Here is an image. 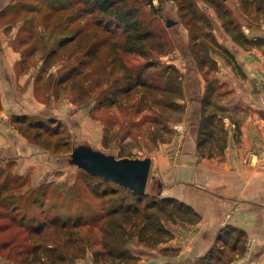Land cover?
<instances>
[{
	"label": "rangeland",
	"instance_id": "rangeland-1",
	"mask_svg": "<svg viewBox=\"0 0 264 264\" xmlns=\"http://www.w3.org/2000/svg\"><path fill=\"white\" fill-rule=\"evenodd\" d=\"M49 1L0 0V14H2L0 16V68L8 64L15 65V59L19 58L15 65L17 76L23 73L29 74L33 86L35 77L39 75L42 78L41 89L37 95L34 92V95L37 101L43 104L40 106L41 109L31 110L29 113L34 116L40 115L42 119H47L54 113V116L58 118L59 125L53 138H61L63 144L69 140L71 151L67 152L65 148H62L56 152L53 149L42 148L32 140L30 131L25 130L27 134H24L16 129L19 136L23 138L22 140H27L38 146V156L50 167L47 168L40 180H33L31 175H23L16 171L17 162L15 160L0 156V264H41L38 261L29 262L31 256L36 253L35 246L40 241L58 244V249L53 254L63 252L68 255L71 264H106L104 259L97 261L95 258L94 252L99 248L98 245L87 247L83 255L74 257L77 252L75 248L69 246V249H65L60 245V240L65 236L57 234L48 223H46L47 226L39 228L45 223L30 222L34 214L38 219H43L40 209L32 203L35 194L33 191L42 189L45 184L48 188L47 202L49 203L58 204L66 199L75 200V198H79L81 203L92 202L87 189L84 188L85 183L82 179L85 174L92 175L87 168L88 163L131 158L151 162L146 189L151 194L172 197L194 207L193 202L198 203L201 196H205L203 190L219 193L221 188L213 187L210 185L211 183L206 184L207 181L203 182L205 172L201 167V158L206 157H202L197 150L200 121L198 101L200 97L198 96L200 90H204L206 81L198 71V64L191 55L193 44L191 31L180 13L179 1L137 0L136 6L140 8L148 27L156 33L158 32V35L161 34L162 39L168 43L167 53L160 56L161 63L173 64L183 73L186 97L177 100L185 104L186 109L184 112L174 113L177 118L181 117L182 119L177 122L164 121L163 125L167 126L165 128L161 127L162 124L158 126L154 123L158 119L146 109L147 105L143 102L145 99L141 92H137L138 88L133 91L131 96L123 95V93L118 94L117 104L110 105L113 95L117 91L123 90L127 85L123 78V70L121 71L118 67L115 70L105 69L96 58H91L89 65L83 67V70L88 72L87 75L75 77L77 80H85L82 90L79 86L73 88L71 83L66 87L56 84L58 77L69 70L71 63L63 60L55 63V60H50L46 66L51 65V67L49 66L50 68L42 73L40 68L45 65L43 56L50 49L54 39L78 34V25L90 17V14L85 11L91 9L86 4H81L80 0H66L69 5L75 4L76 9L68 19L70 25L65 26L63 14L49 13L47 10L46 2ZM60 1L56 0V3H60ZM193 1L199 11L213 19L214 34L219 42L226 44L228 35L222 27V21L218 18L216 6H211L206 0ZM217 1H223L230 9L233 7L236 14L244 15L239 0ZM150 2L157 9H152ZM257 4L261 6V10L258 12L257 5L256 7L252 6L250 14L245 15L246 18L249 16L247 19L251 20L250 16L254 12H257L262 20L264 19V0H257ZM78 18L81 20L78 21ZM27 19H32V21L27 24ZM168 19H172L175 22L174 25L167 26ZM57 26L59 28H56ZM248 27L244 25V30H247ZM27 29L33 31L35 35L37 34V37H41L42 49L32 58L33 60L28 61L33 65L26 69L22 64L21 50H25L34 40V37H31L23 45L20 44L22 37L26 36L24 31ZM51 30H54V36L45 46ZM126 59L130 67L145 62L144 57L139 55H130ZM2 71L7 74L5 78L10 82L8 68L4 67ZM50 78L52 80L51 87L48 85ZM219 88L220 93L222 88ZM223 90H228V86L223 87ZM19 91L21 90L19 89ZM19 95L21 99L15 102L19 101L21 104V92ZM154 95L156 98L159 96L157 93ZM216 100L220 101V105L226 109L224 124L229 134L226 123L228 121V126H231L230 119L238 116L239 109L229 105V94ZM10 125L14 128L11 120ZM166 128H170L171 131L168 132ZM218 133L221 136V130H218ZM160 137L167 138L168 141L162 142ZM0 153L2 152L0 151ZM217 173L221 174V172ZM218 180H221L220 176ZM72 207L71 205L67 206L65 210ZM195 210L199 213L198 208ZM44 214L52 217L56 215V211L55 209L53 211L46 210ZM10 219L15 222H10ZM166 224L169 228H174L175 237L181 236L182 241L188 239V247H183L181 244L172 248L178 252L180 249H188L187 253H191L195 257L208 251L223 226L226 224L235 225L231 222L214 221L201 222L200 224L183 221L176 224L166 222ZM236 226L242 228L246 233L244 237L245 250L243 252L237 247L235 251H231L230 247H225V253L233 256L232 264H251L256 250L255 240L250 237L242 225L237 224ZM95 232L97 231L95 230ZM192 236H197L199 248L195 247L192 242ZM168 242H163L156 247L133 242L132 249L137 260L132 264H171L173 261L171 256H176L177 252L164 251L165 247L171 248L170 245H167ZM187 258L189 257L183 258L184 262L190 264L191 258Z\"/></svg>",
	"mask_w": 264,
	"mask_h": 264
},
{
	"label": "trees",
	"instance_id": "trees-1",
	"mask_svg": "<svg viewBox=\"0 0 264 264\" xmlns=\"http://www.w3.org/2000/svg\"><path fill=\"white\" fill-rule=\"evenodd\" d=\"M136 1L80 0L81 4H86L91 9L85 11L90 17L78 25V34L54 39L50 49L43 56L45 65L41 64L43 66L40 69L42 73L46 72L51 67V65L46 66L50 60H55V63L68 61L71 63L69 70L58 77L56 84L66 87L71 83L73 88L79 86L82 90L85 80H77L75 77L88 74L83 67L89 65L91 58H96L105 69L115 70L118 67L123 70V78L127 85L113 95L110 105L117 104L118 94L131 96L138 88L137 92H141L145 99L143 102L147 105L146 109L158 119L154 123L158 126L162 124L161 127L165 128L167 126L163 125L164 121L177 122L182 119L177 118L174 113L184 112L186 109L185 104L177 100L186 97V86L183 73L178 67L161 63L160 56L167 53L168 43L162 39L161 34L158 35V32L148 27L140 8L136 6ZM178 1L180 13L191 31L193 41L191 55L206 81L204 90H200L198 96L200 121L197 150L202 157H213L223 154L228 146V131L224 124L226 109L215 98L219 94L220 87L219 80L215 77L219 70L217 58L224 59L235 68L239 64L236 62L235 53L226 44L219 42L214 34L213 19L199 11L193 0ZM206 1L211 6H216L224 31L235 43L245 49L264 45V37L251 38L244 30V25L252 29L260 28L258 21H261L262 17L257 12L250 16L251 20L247 19L249 16L245 17L252 11V6L257 5L258 12L261 10L257 0H239L244 14L241 16L235 13L233 7L228 8L223 1ZM150 5L152 9L155 8L151 2ZM46 8L49 13L63 14L65 26L70 25L68 19L76 9L75 4L69 5L66 0H61L60 3L50 0L46 2ZM80 20L81 18H78V21ZM30 21L32 19H27V24ZM58 26L61 27L60 24ZM58 26L56 28H59ZM53 31L51 30L45 46L53 38ZM24 32L26 36L23 34L21 45L34 37L32 44L21 50L22 64L27 69L33 65L28 61L33 60L32 58L42 49V42L41 37H37L33 31L27 29ZM130 55L142 56L145 62L130 67L126 59ZM51 82L50 78L48 83L50 87ZM41 83L42 78L39 75L34 78L35 95L41 89ZM155 93L159 95L158 98L155 97ZM1 99L0 92V107ZM11 123L15 129L24 134H27L25 130L30 131L32 140L42 148L53 149L56 152L62 148L67 152L71 151L69 140L63 144L61 138H53L59 125L58 118L54 115L42 119L40 115L34 116L29 112L14 113ZM236 125L237 129H240V125L238 123ZM166 129L168 132L171 131L170 128ZM218 130H221V136ZM162 137H160L162 142L168 141L167 138ZM82 179L92 202L81 203L79 198H75V200L66 199L58 204L49 203L48 188L45 184L42 189L33 191L35 194L32 198V203L40 209L43 219H38L34 214L30 222H44L45 224L39 228L47 226L48 223L57 234L65 236L60 240V245L65 249H69V246L75 248L77 252L74 257L83 255L85 248L98 245L99 248L94 252L97 261L104 259L106 264H132L137 260L132 249L133 242L149 247L159 246L174 237L173 231L166 222L197 223L201 218L194 207L172 197L151 194L147 191L140 194L108 178L93 174H85ZM70 205L73 207L65 210V207ZM54 209L55 216L50 217L48 214L45 216L44 211ZM10 222L15 221L10 219ZM245 235L246 233L239 226L226 224L219 230L214 244L206 253L197 257L193 264H232L233 256L225 253V247H230L231 251H235L238 247L244 252ZM57 245L40 241L35 246L36 253L31 256L29 262L71 264L68 255L63 252L53 254L58 249ZM171 248L165 247L164 251L178 252Z\"/></svg>",
	"mask_w": 264,
	"mask_h": 264
},
{
	"label": "crops",
	"instance_id": "crops-1",
	"mask_svg": "<svg viewBox=\"0 0 264 264\" xmlns=\"http://www.w3.org/2000/svg\"><path fill=\"white\" fill-rule=\"evenodd\" d=\"M258 24L260 28L248 27L245 30L251 38L264 37V19L258 21ZM226 41V45L235 53L239 66L235 68L224 59L217 58L219 70L215 77L219 80L222 92L215 98L220 99L229 94V105L237 107L239 113L238 116L231 117L230 127L228 121H225L229 128L225 152L215 157L201 158V167L205 172L203 182L207 181L206 184L211 183L210 185L221 190L219 193L203 190L205 196H201L198 203L193 202L201 217L196 224L214 221L242 225L255 240L256 250L251 264H264V45L245 49L230 36ZM18 60L19 58L15 59V65ZM15 65L8 64L0 68V156L15 160L17 172L31 175L33 180H40L50 166L38 156V146L22 140L10 125V120L14 113L41 109L43 103L35 98L30 75L23 73L17 76ZM4 67L8 68L10 82L5 78L7 74L2 71ZM226 86L228 90H223ZM20 92L21 104L19 101L15 102L21 99ZM236 123L240 125V129H237ZM7 150L9 153H6ZM171 229L175 232L174 228ZM191 240L199 248L197 236H192ZM181 244L188 247V239L182 241L181 236H174L167 243L171 247ZM187 252L188 249H180L176 256H171V264H184L186 262L183 258L186 257L191 258L190 264H193L200 256L195 257Z\"/></svg>",
	"mask_w": 264,
	"mask_h": 264
},
{
	"label": "water",
	"instance_id": "water-1",
	"mask_svg": "<svg viewBox=\"0 0 264 264\" xmlns=\"http://www.w3.org/2000/svg\"><path fill=\"white\" fill-rule=\"evenodd\" d=\"M174 23L172 19L167 20V26H172ZM87 168L93 175L108 178L121 186L143 194L147 189L151 162L131 158L112 159L90 162Z\"/></svg>",
	"mask_w": 264,
	"mask_h": 264
}]
</instances>
